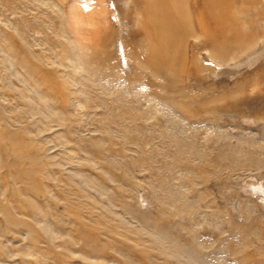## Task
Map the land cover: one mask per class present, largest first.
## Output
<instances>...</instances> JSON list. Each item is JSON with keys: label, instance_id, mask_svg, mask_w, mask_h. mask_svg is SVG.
Returning <instances> with one entry per match:
<instances>
[{"label": "rangeland", "instance_id": "rangeland-1", "mask_svg": "<svg viewBox=\"0 0 264 264\" xmlns=\"http://www.w3.org/2000/svg\"><path fill=\"white\" fill-rule=\"evenodd\" d=\"M202 1L185 3L177 89L156 102L121 53L110 82L63 52L72 101L53 110L24 102L22 78L4 73L0 264H264V0L208 12ZM16 5L12 22L34 13Z\"/></svg>", "mask_w": 264, "mask_h": 264}, {"label": "bare ground", "instance_id": "bare-ground-1", "mask_svg": "<svg viewBox=\"0 0 264 264\" xmlns=\"http://www.w3.org/2000/svg\"><path fill=\"white\" fill-rule=\"evenodd\" d=\"M16 2L27 3L24 6L26 9L30 8L29 3L33 6L31 9L34 13L26 11L21 13L24 15L18 17V20L14 18L23 24L22 29L26 30L28 24L31 41L27 39L26 31L19 29L16 21L10 20L12 15L17 17L15 10L18 11L19 6ZM119 2H123L126 7L125 12L119 7ZM185 3L187 5V0H0V52L4 56V60H0V87L3 100L10 102L3 91L8 86L4 73L8 72L10 78L16 74L22 78L25 91L18 94L32 106L41 110H53L60 103L63 105L71 102L72 92L67 86L70 74L66 77L63 52L70 56L68 60L75 71L82 69V66L84 70H105L112 73L110 82L114 78L115 69L111 62L116 61L121 53L129 78L132 79L133 76L132 81L141 83L146 91L143 98L145 102L152 103L156 100L157 94L154 93L155 97L152 94L156 89L170 94V90L177 89L175 64L178 49L182 48L176 39L192 33L185 18ZM196 3L204 12H208L209 7L212 10L220 7L218 0ZM9 6L14 9L7 17L6 7ZM133 15L136 17L135 29L127 25ZM3 23L9 26L10 35L2 28ZM202 27L203 31L208 30L203 25ZM212 38L214 41V37ZM60 46L65 51H58ZM162 79L164 84L160 83ZM92 80L97 81V78ZM145 87L149 89L146 90ZM22 156L27 154L20 152L18 158ZM11 163L10 170L18 168L14 177L30 179L33 176L32 170L27 173L17 163ZM36 171L37 169L34 170V175ZM10 173L11 171L9 175ZM30 188L35 190L33 186ZM32 205L36 209L35 202ZM5 211L8 213L6 209ZM8 219L11 220L10 217ZM14 221L16 219L11 222ZM43 228L46 233H56L50 225L45 224Z\"/></svg>", "mask_w": 264, "mask_h": 264}]
</instances>
